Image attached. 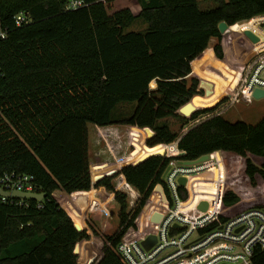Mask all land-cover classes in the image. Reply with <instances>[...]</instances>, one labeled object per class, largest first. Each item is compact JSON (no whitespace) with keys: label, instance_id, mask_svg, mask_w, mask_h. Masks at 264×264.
Instances as JSON below:
<instances>
[{"label":"trees","instance_id":"16d2710c","mask_svg":"<svg viewBox=\"0 0 264 264\" xmlns=\"http://www.w3.org/2000/svg\"><path fill=\"white\" fill-rule=\"evenodd\" d=\"M69 1L0 0V27L7 31L0 40V179L6 173L31 175L36 190L47 194L41 202L0 197V264H80L76 247L91 234L54 193L77 198L102 188L119 204V226L104 236L97 264H124L117 247L163 183L171 161L165 146L178 138L184 159L221 152L222 221L264 207V116L251 124L216 115L183 135L166 121L181 116L189 123L228 100L190 118L178 112L202 94L199 79L187 78L204 52L203 60L215 61L209 56L212 39L215 56L225 58L220 23L234 27L249 20L242 26L257 28L264 23V0H216L207 9L199 0H82V7L68 10ZM20 13L31 20L21 27ZM137 20L147 23V31L126 33ZM198 62L194 71L200 74ZM202 80L214 88L194 98L195 108L214 104L224 93L212 76ZM121 104L131 110L119 113ZM90 126L102 133L112 126L139 129L145 141L141 160L93 181Z\"/></svg>","mask_w":264,"mask_h":264},{"label":"built area","instance_id":"2783aa9c","mask_svg":"<svg viewBox=\"0 0 264 264\" xmlns=\"http://www.w3.org/2000/svg\"><path fill=\"white\" fill-rule=\"evenodd\" d=\"M83 5L82 0H70L67 9ZM30 21L25 13L16 17L19 27ZM248 21H240L235 26L240 27ZM263 26L264 23L259 28ZM237 30L243 34L246 31L241 30V27ZM255 34L260 38L257 43L245 35L253 45L254 56L245 70L239 72L235 89L225 93L231 100L242 94L244 99L252 103L255 101L254 91L257 88L264 89V30ZM6 37L7 31L0 27V40ZM224 105L222 103L219 108L224 110ZM216 115L222 113L211 116L205 114L199 120ZM179 142L180 138L166 144L165 155L171 159L170 169L163 174V183L154 190L155 195L137 219L136 227L130 229L117 247L123 263L264 264V207L252 208L222 221L220 215L226 186V167L221 152L207 154L209 158L204 162L188 164L194 160L182 158L186 153L180 149ZM196 164L203 165L189 169V166ZM180 179L186 180L184 185L180 184ZM0 185L10 192L39 193L31 175L6 173L0 179ZM1 199L6 202L10 198ZM202 203L208 204L206 210L201 208ZM150 236H155L156 241L152 247L146 248L143 242ZM79 253H82L81 249Z\"/></svg>","mask_w":264,"mask_h":264},{"label":"rangeland","instance_id":"374dc122","mask_svg":"<svg viewBox=\"0 0 264 264\" xmlns=\"http://www.w3.org/2000/svg\"><path fill=\"white\" fill-rule=\"evenodd\" d=\"M199 2L202 9H207L216 5V0H199ZM240 27L241 30L246 29L254 33L264 30V26L250 29L247 27L244 28L242 25H240ZM240 27L234 26L231 30H226L228 32H223L225 38L224 59H219L215 56L214 45L217 43V39H212L210 42L209 56H212L216 62L220 61L224 63L225 65L223 67L215 66V61L212 62V59L203 60L205 52L196 59L199 61L198 64L201 63L198 67V71H201L200 74L194 71L196 67L194 62H196V60L192 63V76L198 75L199 80L203 79L204 75L212 76L219 84L224 85V93L218 102L226 97L225 93L228 90L235 89L238 84V76H240L239 72L241 73L245 70L254 56L253 45L245 37V34L237 30ZM147 28V23L143 20H137L126 29V33L132 31L145 32ZM199 86L203 87V89H201L203 93L202 96H207L210 89L200 84ZM156 87V82H153L151 88L156 89ZM195 97L196 96H194L191 101H193ZM218 102L198 107V110L215 107ZM223 104H225L224 110L218 108L215 111L207 113V115L211 116L219 112L232 122L245 121L251 124L257 123L264 116V99H255V101L251 103L240 94L237 99L231 100V98L228 97V100L223 102ZM130 110L131 105L121 104L118 112H129ZM207 117L208 118L205 120L209 119V116ZM199 118L200 116L197 119H192L189 123L182 119L181 116L171 117L166 121L173 131L183 135L195 125L205 121L199 120ZM107 129L108 130L102 133L97 132L93 126H90V159L92 163L93 181H97L104 175L119 171L125 164L141 160V158H139L141 156L138 154L145 146L143 134L142 136L140 134L142 131L139 129L128 126H112ZM114 182L116 187L121 190L116 180ZM154 195L153 193L152 197H154ZM69 198L68 206L74 207L73 212L76 222L84 223L91 234L90 239L76 247L79 262L80 264H97L102 258L104 236L112 235L119 226V204L115 201L114 195L108 193L103 188L84 195L80 193L77 198L71 196ZM88 222L93 223L97 227L99 234L96 235L90 230ZM80 249L82 250L81 254L79 253Z\"/></svg>","mask_w":264,"mask_h":264},{"label":"water","instance_id":"95a60500","mask_svg":"<svg viewBox=\"0 0 264 264\" xmlns=\"http://www.w3.org/2000/svg\"><path fill=\"white\" fill-rule=\"evenodd\" d=\"M229 25L224 21L221 22L219 25V29L220 32L223 34L224 31L228 30ZM245 35L248 39H250V41H252L253 43H257L260 38L252 31L246 30L245 31ZM200 85L204 86L207 89L213 90V84L209 83L207 81H200ZM253 97L256 100H260V99H264V89H260L257 88L254 93H253ZM195 111H197V108H195L192 104V101H190L189 103H187L186 105H184L183 107L180 108L179 113L186 116V117H190ZM209 156L208 155H203L202 157L194 160V161H190L188 162V164H194V163H201L204 162L206 160H208ZM170 169V167L168 166L166 171H168ZM163 178H165V175L163 176ZM180 184L184 185L186 180L185 179H180ZM159 190H162L161 187H158ZM47 194L46 193H35V192H22V191H6L2 188V186L0 185V197H5V198H20V199H35L39 202L43 201L46 198ZM148 204H150V201L148 202ZM208 207L207 203H202L201 208L203 210H206ZM156 238L155 236H150L148 239H146L143 242V245L146 248H150L153 246V244L155 243Z\"/></svg>","mask_w":264,"mask_h":264},{"label":"crops","instance_id":"0c3cea01","mask_svg":"<svg viewBox=\"0 0 264 264\" xmlns=\"http://www.w3.org/2000/svg\"><path fill=\"white\" fill-rule=\"evenodd\" d=\"M193 63V62H192ZM191 76H192V74H191ZM189 76L187 79L190 81L192 78H198L199 79V77H198V75H195V76H197V77H195V76ZM202 80V79H201ZM201 80H199V81H201ZM200 88V89H199ZM199 90L201 91V89H203V87H201V86H199ZM203 95V93L202 94H200V95H196V97L198 96V97H203L202 96ZM261 100V99H260ZM218 102V101H217ZM197 110H198V108H197ZM180 114V113H179ZM180 115H182V114H180ZM184 116V115H183ZM84 194H86V193H82V195H84ZM54 196H55V198L59 201V203L61 204V206L70 214V216L72 217V219L75 221V223H77L76 222V219H75V217H74V212H73V210H74V207L72 208L71 206H68V201H69V197H70V195H67V194H65V193H63V192H60V191H58V192H55L54 193ZM77 225V224H76ZM78 226V225H77ZM81 226H85L86 227V225H84V223L82 224L81 223Z\"/></svg>","mask_w":264,"mask_h":264}]
</instances>
